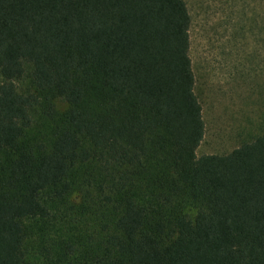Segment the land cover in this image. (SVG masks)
<instances>
[{"label":"trees","instance_id":"1","mask_svg":"<svg viewBox=\"0 0 264 264\" xmlns=\"http://www.w3.org/2000/svg\"><path fill=\"white\" fill-rule=\"evenodd\" d=\"M190 26L184 0H0V264H264V133L197 157Z\"/></svg>","mask_w":264,"mask_h":264},{"label":"rangeland","instance_id":"2","mask_svg":"<svg viewBox=\"0 0 264 264\" xmlns=\"http://www.w3.org/2000/svg\"><path fill=\"white\" fill-rule=\"evenodd\" d=\"M184 1L204 122L196 155H225L264 133V0ZM16 84L28 89L27 79Z\"/></svg>","mask_w":264,"mask_h":264}]
</instances>
